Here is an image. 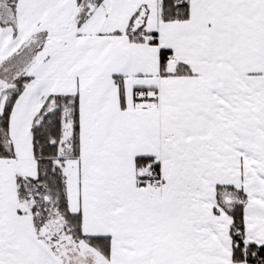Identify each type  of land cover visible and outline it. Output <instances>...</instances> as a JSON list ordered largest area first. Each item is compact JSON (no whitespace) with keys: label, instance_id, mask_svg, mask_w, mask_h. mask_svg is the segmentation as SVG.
Instances as JSON below:
<instances>
[{"label":"snow or ice","instance_id":"6c2138e0","mask_svg":"<svg viewBox=\"0 0 264 264\" xmlns=\"http://www.w3.org/2000/svg\"><path fill=\"white\" fill-rule=\"evenodd\" d=\"M0 264H264V0H0Z\"/></svg>","mask_w":264,"mask_h":264}]
</instances>
